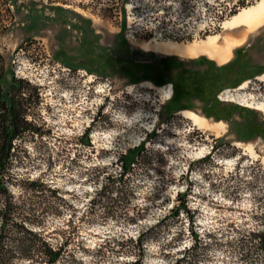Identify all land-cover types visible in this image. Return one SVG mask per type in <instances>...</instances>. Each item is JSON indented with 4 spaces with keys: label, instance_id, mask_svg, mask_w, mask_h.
I'll return each mask as SVG.
<instances>
[{
    "label": "rangeland",
    "instance_id": "374dc122",
    "mask_svg": "<svg viewBox=\"0 0 264 264\" xmlns=\"http://www.w3.org/2000/svg\"><path fill=\"white\" fill-rule=\"evenodd\" d=\"M234 1L0 0L1 60L40 95L31 113L38 134L24 133L21 143V184L39 178L69 205L48 217L47 231L71 224L77 251L104 240L115 248L114 238L134 239L185 192L201 237L197 264H264V249L250 236L264 232V110L255 107L264 102V22L251 31L223 28L230 16L218 24L215 15ZM245 32L224 63L144 47L198 44L213 34L222 42ZM197 81L205 83L194 87ZM167 83L178 88L169 98L160 89ZM183 110L223 127H199ZM84 131L90 144L81 142ZM141 141L152 158L134 164L127 207L91 210L93 167L118 174L117 157ZM133 208L143 211L138 222L128 219ZM189 226L185 212L168 215L140 264H173L191 243ZM240 239L252 244L248 260L234 247ZM132 258L113 251L104 263Z\"/></svg>",
    "mask_w": 264,
    "mask_h": 264
},
{
    "label": "trees",
    "instance_id": "16d2710c",
    "mask_svg": "<svg viewBox=\"0 0 264 264\" xmlns=\"http://www.w3.org/2000/svg\"><path fill=\"white\" fill-rule=\"evenodd\" d=\"M246 1L251 4L253 2L235 0L228 8L215 15V22L219 24L221 20L236 13ZM184 80L188 83L190 78L185 76ZM204 83L205 81H197L193 85L198 87ZM172 87L174 94V89L176 91L178 88H174L173 84ZM39 101L38 86L6 69L0 57V264H18L19 261L28 264H83L86 261L89 264H105L107 253L113 251L133 254L132 260L124 264H140L145 254L146 241L158 240L159 230L166 226L167 216L179 219L181 211L188 216L191 243L180 250L181 255L173 264H197L195 250L201 237L193 230V214L186 201L185 192H177L176 201L171 204L168 215L141 228L134 239L114 238L117 245L115 248L109 241L104 240L96 243L93 248L82 245L79 252L78 247H73L76 233L71 224H68L67 229L53 228L47 231L45 222L48 217L59 215L62 207L69 205L58 188L39 178H26V182L21 184L18 173L24 133L38 134V127L31 113ZM80 139L81 142L90 144L87 131L82 133ZM218 147L217 144L212 145V150L216 151ZM149 153L150 149L141 141L128 147L117 157L120 162L118 174L106 172L100 166L93 167L90 180L98 184V188L90 199L91 210L95 206L101 207L104 212H109L114 207H127L131 195L130 189L126 187L129 175L133 172L134 164L152 158ZM13 187L18 192H14ZM133 211L135 214L128 219L138 222L143 217V211L139 212L135 208ZM250 236L264 249V232H252ZM234 247L240 252L241 258H250L252 244L249 240L240 239Z\"/></svg>",
    "mask_w": 264,
    "mask_h": 264
},
{
    "label": "bare ground",
    "instance_id": "6f19581e",
    "mask_svg": "<svg viewBox=\"0 0 264 264\" xmlns=\"http://www.w3.org/2000/svg\"><path fill=\"white\" fill-rule=\"evenodd\" d=\"M264 22V0H257L255 3L250 4L246 7H242L236 13L232 14L229 18L223 20L222 27L235 28L239 26L247 27L246 31H251L255 27L259 26ZM243 33L241 37H235L231 35H226L223 37V41L220 42L219 34L208 35L201 43L196 44H182L177 41L167 40V41H157L145 42L144 47L151 49L163 54H176L180 56H190L195 57L201 54H205L218 63L225 62L229 59L233 45L240 43L243 39ZM245 82L242 84L244 86ZM163 90L164 95L168 98L171 94V90L168 86L160 88ZM264 110V102H258L255 106ZM182 113L190 118L194 124L199 127H205L218 132L222 129L223 123L221 121L210 123L204 117H200L196 113L190 110H183Z\"/></svg>",
    "mask_w": 264,
    "mask_h": 264
},
{
    "label": "built area",
    "instance_id": "2783aa9c",
    "mask_svg": "<svg viewBox=\"0 0 264 264\" xmlns=\"http://www.w3.org/2000/svg\"><path fill=\"white\" fill-rule=\"evenodd\" d=\"M164 86H168L169 89L171 90V94H172V83H167V84L162 85V87H164ZM171 94H170V96H171ZM170 96H169V97H170ZM169 97H168V98H169Z\"/></svg>",
    "mask_w": 264,
    "mask_h": 264
},
{
    "label": "crops",
    "instance_id": "0c3cea01",
    "mask_svg": "<svg viewBox=\"0 0 264 264\" xmlns=\"http://www.w3.org/2000/svg\"><path fill=\"white\" fill-rule=\"evenodd\" d=\"M226 62V61H225ZM222 63H224V62H222Z\"/></svg>",
    "mask_w": 264,
    "mask_h": 264
}]
</instances>
